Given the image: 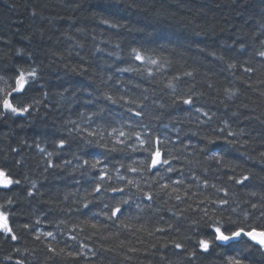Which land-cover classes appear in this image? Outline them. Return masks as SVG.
<instances>
[{
  "label": "trees",
  "instance_id": "trees-1",
  "mask_svg": "<svg viewBox=\"0 0 264 264\" xmlns=\"http://www.w3.org/2000/svg\"><path fill=\"white\" fill-rule=\"evenodd\" d=\"M260 52L264 0H0V90L37 70L29 112L0 116V167L20 181L0 189L18 238L0 234V264H264L243 236L198 247L208 220L264 228Z\"/></svg>",
  "mask_w": 264,
  "mask_h": 264
},
{
  "label": "snow or ice",
  "instance_id": "snow-or-ice-1",
  "mask_svg": "<svg viewBox=\"0 0 264 264\" xmlns=\"http://www.w3.org/2000/svg\"><path fill=\"white\" fill-rule=\"evenodd\" d=\"M105 23H107V21H105ZM259 55L261 57H264V52H260ZM135 58L137 60H141V61L144 59V57H142L139 54H136ZM151 63L155 64L156 61L153 60V61H151ZM229 67L230 68L234 67V65L230 64ZM245 71L251 73L254 71V69L249 67V68H245ZM184 75L191 76L192 73L189 72V73H185ZM36 78H37V70L35 68H33L27 72H25L24 70H17V74L14 77V86H10V85H8L7 81H4L5 89L10 87L11 90L10 91L0 90V92H2V94H0V116H3L5 113H11L14 115H22L24 113L29 112L32 105L31 104L26 105L24 103V101L21 99V97H23L28 92V90L32 87V82H34L36 80ZM227 91L230 95L234 94L231 89H229ZM193 95H195V94L193 93ZM193 95H189L188 98H186V99H184L182 97H178V99H180L183 104L191 105L194 103ZM108 99H112V98L108 97ZM197 111H199V109ZM136 115L140 116V115H142V113L137 112ZM205 115H207V113H205ZM124 135H125L124 132H120V136H124ZM137 135H139V134H137ZM120 142L123 143V141H120ZM140 143L145 144L146 141L141 140ZM156 143L157 144L160 143L159 138H157ZM64 144H65L64 140L59 141L60 147H63ZM148 150H149L148 148L145 149V151H148ZM213 155H214V157H217V158L220 157L219 153H214ZM161 157H162L161 150L159 147H157L151 154V165H150V167L155 169L157 166H159L161 164H164V165L169 164L168 159H162ZM85 163H88V162L85 161ZM99 163H100V161L97 160V161H95V163L92 166L96 167V165H98ZM132 171L135 172V171H137V169H132ZM167 171L171 172V171H173V168L169 166ZM106 176H107L106 172L102 173V175L100 177L101 181H103V179ZM108 178L111 179V177H108ZM248 179H249L248 176H243V177H241V179L236 180L235 183L243 185L246 181H248ZM19 183H20L19 180H16L12 177L10 170H6L5 168L0 167V189L10 190L13 185H18ZM129 183L131 184L132 181H129ZM176 183L182 184L183 181H177ZM206 184H207V181H205V185ZM163 187L167 188V187H169V185L166 184ZM100 188H101V185L97 184L94 191L99 192ZM172 190H173V192L177 191V189H175V188H173ZM111 191L123 193L124 190L121 188L113 187V188H111ZM29 195H32V193L29 192ZM146 195H147V199H149V200L152 199V195L150 193L146 194ZM252 195H255V193H252ZM176 199L179 200L181 198L179 195H177ZM129 203H130V201L128 199H121L117 202V206L111 210V215H108L107 213H105V215H107L109 220H112L113 218L119 219L120 215H122L124 212L123 205H128ZM219 204L227 205L228 201L227 200H220ZM12 205H13V199L12 198H8L6 204L0 205V234H2L5 237L10 238L11 240L15 241L18 238L15 235L13 227L11 226V223H10L12 213L7 210V209H10ZM84 207L87 208L88 204L87 203L84 204ZM105 207H108V206L105 205ZM138 207H139V205H138ZM258 207L261 209H264V205H260V206H258L257 204L251 205V208L254 210L257 209ZM232 211L235 213L236 209H233ZM204 216L205 217L208 216V212L206 210L204 211ZM260 217L264 218V210H262L260 212ZM92 226L96 227L97 225L93 224ZM127 226L128 225H125V227H127ZM25 227H27V225H25ZM230 227H235V223L226 224L220 220H217V221L208 220V221H206L204 224V229L205 230H211L213 232L214 239L211 241L207 240V239H200L198 241V247L206 252L209 250L211 244L214 243L215 241H219L222 243H228L234 239H238V238L243 236V237H246L249 241L254 242L255 245H258L261 248H264V228L257 230V228L251 227V228H248V230H246V226H242V227H236L235 231H230ZM159 231H163V230L159 229ZM197 235H199V232L197 233ZM47 236L51 237L52 233L51 232L47 233ZM174 246L177 249H182L184 247L183 244H181V243H175ZM50 250L55 252V249H50ZM16 251L18 252L19 249H16ZM61 251H63V250H61ZM132 251H135V249H132ZM69 255H76V254L75 253H69ZM191 255L194 256L195 252H193ZM5 259L11 260L12 257L8 256ZM231 261H232V264H243V260L241 258H231ZM16 264H23V261L17 260Z\"/></svg>",
  "mask_w": 264,
  "mask_h": 264
},
{
  "label": "bare ground",
  "instance_id": "bare-ground-1",
  "mask_svg": "<svg viewBox=\"0 0 264 264\" xmlns=\"http://www.w3.org/2000/svg\"><path fill=\"white\" fill-rule=\"evenodd\" d=\"M236 241H237V240L234 239V240H232V241H230V242L232 243V242H236ZM218 242H219V241H218ZM230 242H228V243H230ZM219 243H220V244H228V243H222V242H219Z\"/></svg>",
  "mask_w": 264,
  "mask_h": 264
},
{
  "label": "water",
  "instance_id": "water-1",
  "mask_svg": "<svg viewBox=\"0 0 264 264\" xmlns=\"http://www.w3.org/2000/svg\"><path fill=\"white\" fill-rule=\"evenodd\" d=\"M235 240H239V238L238 239H235ZM252 243H254V242H252ZM258 246V245H257ZM260 247V246H259ZM263 249V251H264V248H262Z\"/></svg>",
  "mask_w": 264,
  "mask_h": 264
}]
</instances>
